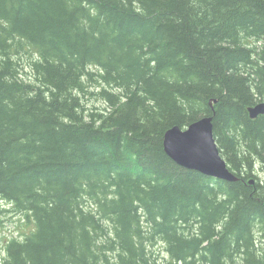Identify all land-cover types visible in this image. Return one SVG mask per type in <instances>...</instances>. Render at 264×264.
Returning <instances> with one entry per match:
<instances>
[{"label": "trees", "instance_id": "trees-1", "mask_svg": "<svg viewBox=\"0 0 264 264\" xmlns=\"http://www.w3.org/2000/svg\"><path fill=\"white\" fill-rule=\"evenodd\" d=\"M252 87L264 0H0V199L34 223L2 264H264ZM213 111L235 181L163 149Z\"/></svg>", "mask_w": 264, "mask_h": 264}, {"label": "water", "instance_id": "water-1", "mask_svg": "<svg viewBox=\"0 0 264 264\" xmlns=\"http://www.w3.org/2000/svg\"><path fill=\"white\" fill-rule=\"evenodd\" d=\"M248 110L250 116L255 117L264 113V103L249 107ZM163 149L181 167L225 181L238 179L220 155L213 137L211 116H203L185 126L173 125L166 129ZM253 181L250 179V182Z\"/></svg>", "mask_w": 264, "mask_h": 264}, {"label": "rangeland", "instance_id": "rangeland-1", "mask_svg": "<svg viewBox=\"0 0 264 264\" xmlns=\"http://www.w3.org/2000/svg\"><path fill=\"white\" fill-rule=\"evenodd\" d=\"M259 44L260 43L257 42V45ZM88 90L90 92H87L85 95L82 94L83 104L90 109L94 108L95 106L98 108H103L105 106V102L96 94L97 88L90 87ZM238 148L240 149L239 152L246 149L242 146H238ZM253 171L260 177L261 180L264 179V174L257 158H255L253 163ZM250 179L253 178L250 177ZM33 227L34 223L32 220H27L22 214L15 212L9 202L0 199V264H2L3 258L5 256L3 241L11 237H18L22 239L26 234H29L33 230ZM155 247L158 249L160 256L167 258L165 252L163 251V244L158 242L155 244Z\"/></svg>", "mask_w": 264, "mask_h": 264}, {"label": "flooded vegetation", "instance_id": "flooded-vegetation-1", "mask_svg": "<svg viewBox=\"0 0 264 264\" xmlns=\"http://www.w3.org/2000/svg\"><path fill=\"white\" fill-rule=\"evenodd\" d=\"M251 90H252V92L254 93V99H253V101L251 102V104H249V105L246 106V110H247V113H248L249 118L253 120V119H256V118H258V117H260V116H264V113H259V114H257L255 117H251L250 114H249V110H248V108H249V107H254L255 105H257V104H259V103H264V91H262L261 93H257V92H256V89H255L254 87H252ZM216 102H217V99L214 98V99H211V101H210L209 103H210V105L212 106V105L215 104ZM212 107H213V106H212ZM213 114H214V111L212 112V115H207V116H211V121H212V118H213ZM200 118H201V117H200ZM212 128H213V121H212ZM213 137H214V140H215V142H216V144H217V147H218V149H219L220 155L225 159L226 164H227L228 168L230 169V171H232L235 175H236V172H237L238 174L241 173V174L243 175V171H244V170H243V171H238V170H237V167L235 166V164H234V163H231V162L227 159V157L225 156V153H224L225 149H223V148L219 145V142H218V138H219V137L214 133V128H213ZM252 168H253V166H252ZM251 173L254 175V177H252L253 180H254V182H250V179H249V183H250V184H254L256 180H257L258 182H259V181L261 182L260 177L254 173L253 169L251 170ZM236 176H237V175H236ZM237 177H238V176H237ZM261 183H262V182H261Z\"/></svg>", "mask_w": 264, "mask_h": 264}]
</instances>
